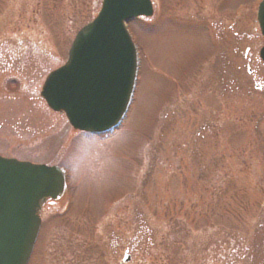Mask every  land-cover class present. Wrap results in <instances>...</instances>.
<instances>
[{"label":"rangeland","instance_id":"rangeland-1","mask_svg":"<svg viewBox=\"0 0 264 264\" xmlns=\"http://www.w3.org/2000/svg\"><path fill=\"white\" fill-rule=\"evenodd\" d=\"M102 1L0 0V157L67 180L29 264H264L262 0H152L128 23L129 112L100 137L41 90Z\"/></svg>","mask_w":264,"mask_h":264},{"label":"water","instance_id":"water-1","mask_svg":"<svg viewBox=\"0 0 264 264\" xmlns=\"http://www.w3.org/2000/svg\"><path fill=\"white\" fill-rule=\"evenodd\" d=\"M154 15L151 0H103L94 21L76 36L64 66L52 72L41 96L77 131L102 135L125 118L138 73V53L128 32L133 19ZM264 36V0L258 10ZM264 61V48L261 50ZM64 172L0 157V264H28L38 238L43 205L60 199ZM126 254L124 262H130Z\"/></svg>","mask_w":264,"mask_h":264},{"label":"flooded vegetation","instance_id":"flooded-vegetation-1","mask_svg":"<svg viewBox=\"0 0 264 264\" xmlns=\"http://www.w3.org/2000/svg\"><path fill=\"white\" fill-rule=\"evenodd\" d=\"M249 73H251V71L249 70ZM48 204H54V202H48L46 205Z\"/></svg>","mask_w":264,"mask_h":264}]
</instances>
